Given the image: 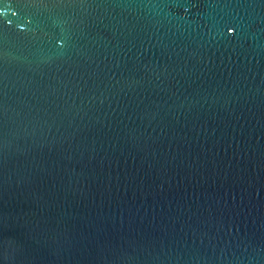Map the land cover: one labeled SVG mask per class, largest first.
<instances>
[{
  "label": "water",
  "instance_id": "95a60500",
  "mask_svg": "<svg viewBox=\"0 0 264 264\" xmlns=\"http://www.w3.org/2000/svg\"><path fill=\"white\" fill-rule=\"evenodd\" d=\"M0 264H264V0H0Z\"/></svg>",
  "mask_w": 264,
  "mask_h": 264
}]
</instances>
